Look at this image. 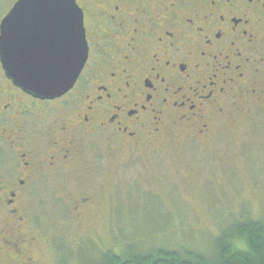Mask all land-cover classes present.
<instances>
[{"label": "flooded vegetation", "instance_id": "af4514ba", "mask_svg": "<svg viewBox=\"0 0 264 264\" xmlns=\"http://www.w3.org/2000/svg\"><path fill=\"white\" fill-rule=\"evenodd\" d=\"M17 1L0 0V28ZM74 1L87 57L65 95L26 93L0 62V255L21 264H33L23 204L87 139L137 159L146 145L219 138L225 125L264 128V0Z\"/></svg>", "mask_w": 264, "mask_h": 264}, {"label": "rangeland", "instance_id": "374dc122", "mask_svg": "<svg viewBox=\"0 0 264 264\" xmlns=\"http://www.w3.org/2000/svg\"><path fill=\"white\" fill-rule=\"evenodd\" d=\"M223 127L219 138L146 145L137 159L100 144L89 150L87 139L79 146L83 156L58 179H39L23 204L30 217L22 233L30 244L26 258L99 264L107 251L206 253L220 228L245 217L264 220V128ZM84 194L91 200L75 212ZM0 264L21 263L5 252Z\"/></svg>", "mask_w": 264, "mask_h": 264}, {"label": "water", "instance_id": "95a60500", "mask_svg": "<svg viewBox=\"0 0 264 264\" xmlns=\"http://www.w3.org/2000/svg\"><path fill=\"white\" fill-rule=\"evenodd\" d=\"M86 57L82 15L74 0H19L1 23L2 68L17 87L33 96L65 95Z\"/></svg>", "mask_w": 264, "mask_h": 264}, {"label": "trees", "instance_id": "16d2710c", "mask_svg": "<svg viewBox=\"0 0 264 264\" xmlns=\"http://www.w3.org/2000/svg\"><path fill=\"white\" fill-rule=\"evenodd\" d=\"M100 258L99 264H264V220L245 217L220 228L206 253L159 247L120 255L107 251Z\"/></svg>", "mask_w": 264, "mask_h": 264}]
</instances>
